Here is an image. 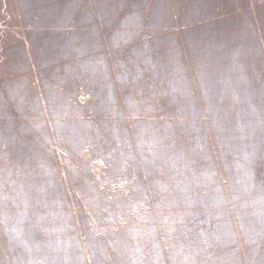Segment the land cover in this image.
Masks as SVG:
<instances>
[{
  "label": "rangeland",
  "instance_id": "374dc122",
  "mask_svg": "<svg viewBox=\"0 0 264 264\" xmlns=\"http://www.w3.org/2000/svg\"><path fill=\"white\" fill-rule=\"evenodd\" d=\"M0 264H264V0H0Z\"/></svg>",
  "mask_w": 264,
  "mask_h": 264
}]
</instances>
